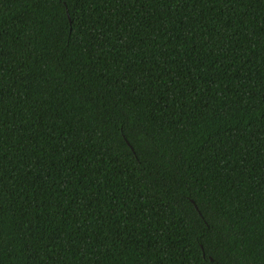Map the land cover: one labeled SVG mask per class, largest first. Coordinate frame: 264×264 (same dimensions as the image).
I'll return each instance as SVG.
<instances>
[{
	"label": "trees",
	"instance_id": "1",
	"mask_svg": "<svg viewBox=\"0 0 264 264\" xmlns=\"http://www.w3.org/2000/svg\"><path fill=\"white\" fill-rule=\"evenodd\" d=\"M264 264V0H0V264Z\"/></svg>",
	"mask_w": 264,
	"mask_h": 264
},
{
	"label": "snow or ice",
	"instance_id": "2",
	"mask_svg": "<svg viewBox=\"0 0 264 264\" xmlns=\"http://www.w3.org/2000/svg\"><path fill=\"white\" fill-rule=\"evenodd\" d=\"M217 264H218V262H217Z\"/></svg>",
	"mask_w": 264,
	"mask_h": 264
}]
</instances>
